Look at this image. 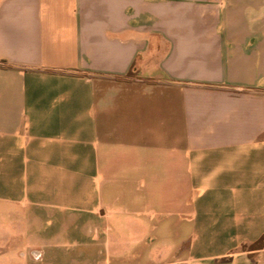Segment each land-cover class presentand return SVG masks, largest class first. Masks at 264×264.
Wrapping results in <instances>:
<instances>
[{
    "label": "crops",
    "instance_id": "obj_1",
    "mask_svg": "<svg viewBox=\"0 0 264 264\" xmlns=\"http://www.w3.org/2000/svg\"><path fill=\"white\" fill-rule=\"evenodd\" d=\"M0 264H264V0H0Z\"/></svg>",
    "mask_w": 264,
    "mask_h": 264
}]
</instances>
